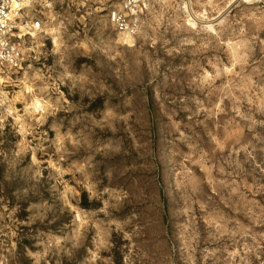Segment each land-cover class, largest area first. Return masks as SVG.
I'll return each instance as SVG.
<instances>
[{
	"label": "rangeland",
	"instance_id": "1",
	"mask_svg": "<svg viewBox=\"0 0 264 264\" xmlns=\"http://www.w3.org/2000/svg\"><path fill=\"white\" fill-rule=\"evenodd\" d=\"M56 0L2 87L0 264H264V0Z\"/></svg>",
	"mask_w": 264,
	"mask_h": 264
},
{
	"label": "built area",
	"instance_id": "2",
	"mask_svg": "<svg viewBox=\"0 0 264 264\" xmlns=\"http://www.w3.org/2000/svg\"><path fill=\"white\" fill-rule=\"evenodd\" d=\"M56 0H0V111L2 87H11L21 77L25 64L24 46L42 31L46 12ZM139 0H122L109 13V23L121 38L129 40L139 29Z\"/></svg>",
	"mask_w": 264,
	"mask_h": 264
}]
</instances>
